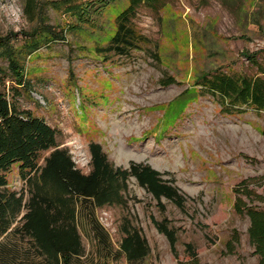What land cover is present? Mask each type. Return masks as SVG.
<instances>
[{
	"label": "rangeland",
	"instance_id": "374dc122",
	"mask_svg": "<svg viewBox=\"0 0 264 264\" xmlns=\"http://www.w3.org/2000/svg\"><path fill=\"white\" fill-rule=\"evenodd\" d=\"M42 3L46 22L64 40L23 59L31 89L21 106L57 131L60 147L83 173L91 168L88 146L94 141L114 167L148 164L172 180L183 198L157 200L130 176L124 202L96 211L112 243L108 264H127L119 252L126 225L147 241L148 254L139 264L187 263L194 255L199 264H262L264 253L251 238L244 208L264 211V112L249 107L226 113L217 95L201 89L162 131L159 106L213 71L259 75L252 62H264V0L140 4L130 21L145 39L124 53L98 48L107 46L115 15L128 0ZM34 25L21 0H0V36L19 46ZM10 186L24 189L16 172ZM155 222L167 226L172 240ZM79 232L84 254L76 264L103 258L92 235Z\"/></svg>",
	"mask_w": 264,
	"mask_h": 264
},
{
	"label": "trees",
	"instance_id": "16d2710c",
	"mask_svg": "<svg viewBox=\"0 0 264 264\" xmlns=\"http://www.w3.org/2000/svg\"><path fill=\"white\" fill-rule=\"evenodd\" d=\"M21 1L28 20L35 23L31 33L19 46H14L8 36H0V60L7 61L6 66L0 65V264H76L84 254L80 228L92 235L96 252L103 254V258L91 264H108L112 243L96 211L105 205L124 202L123 192L130 176L157 200L164 197L181 203L183 198L172 180L163 178L148 164L130 163L125 169L114 167L101 145L94 141L88 146L91 168L83 173L67 148L60 147L57 131L42 117L21 106V97L31 89L23 59L43 46L64 40L62 31L54 30L46 22L42 0ZM140 4L162 5L160 0H128L126 7L115 15L113 28L107 33V46L98 49L124 53L145 39L130 21ZM252 63L259 75L213 71L160 105L164 111L161 130L181 117L201 89L217 95L220 108L226 113H240L249 107L264 112V62L255 59ZM170 116L173 120L167 123ZM13 172L23 181L24 189L18 191L10 186ZM247 191L243 194L249 196ZM240 203L237 201L235 205L238 211L244 207ZM244 209L251 221V238L264 253V211ZM155 223L172 240L167 226L163 222ZM119 247L127 264H139L148 254L146 239L137 228L128 225L124 226ZM194 257L177 264H199Z\"/></svg>",
	"mask_w": 264,
	"mask_h": 264
}]
</instances>
